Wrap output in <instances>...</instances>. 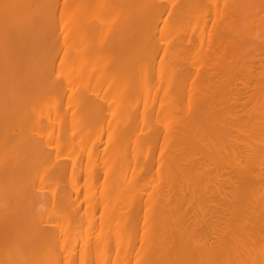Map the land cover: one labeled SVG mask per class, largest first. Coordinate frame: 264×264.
<instances>
[{"label":"bare ground","instance_id":"bare-ground-1","mask_svg":"<svg viewBox=\"0 0 264 264\" xmlns=\"http://www.w3.org/2000/svg\"><path fill=\"white\" fill-rule=\"evenodd\" d=\"M0 264H264V0H0Z\"/></svg>","mask_w":264,"mask_h":264},{"label":"rangeland","instance_id":"rangeland-1","mask_svg":"<svg viewBox=\"0 0 264 264\" xmlns=\"http://www.w3.org/2000/svg\"><path fill=\"white\" fill-rule=\"evenodd\" d=\"M251 8H252V7H251ZM251 8H249V9L251 10ZM256 11H258V10H256ZM246 14H247V13H246ZM258 14H259V11H258ZM244 27H245V24H244ZM246 27H247V26H246ZM253 29L256 30L255 28H253ZM260 35H261V34H260ZM260 35H259V34H256V36L258 37L259 41H261V39H262V38H261V39L259 38ZM256 36H255V37H256ZM255 37L252 36V37H251V40H252V39L257 40V37H256V38H255ZM261 37H262V36H261ZM251 40H250V41H251ZM259 41H256V42L259 43ZM249 43H250V42H249ZM251 44H252V43H250V45H251ZM248 45H249V44H248ZM252 45L254 46V44H252ZM257 45H258V44H257ZM253 46H251L252 49L255 47V46H254V47H253ZM249 48H250V47L248 46V48H245V49H249ZM250 50H251V49H249L248 51L250 52ZM257 53H258V51H257ZM234 135H235V134H234ZM232 136H233V132H232ZM122 253H123V252H122Z\"/></svg>","mask_w":264,"mask_h":264}]
</instances>
